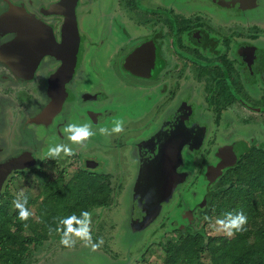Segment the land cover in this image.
Here are the masks:
<instances>
[{
	"label": "flooded vegetation",
	"instance_id": "1",
	"mask_svg": "<svg viewBox=\"0 0 264 264\" xmlns=\"http://www.w3.org/2000/svg\"><path fill=\"white\" fill-rule=\"evenodd\" d=\"M192 1L0 0V162L33 159L6 181L38 163L80 165L75 172L101 174L111 188V204L96 207L126 195L130 230H140L188 180V157L211 129L234 137L206 164L207 184L251 148L264 149V0ZM141 46L136 67L128 57ZM115 119L122 132H99ZM85 122L95 134L70 145L72 156L45 155L67 143V123ZM224 145L239 152L218 170ZM209 193L196 211L206 210ZM191 210L183 214L190 229Z\"/></svg>",
	"mask_w": 264,
	"mask_h": 264
},
{
	"label": "trees",
	"instance_id": "2",
	"mask_svg": "<svg viewBox=\"0 0 264 264\" xmlns=\"http://www.w3.org/2000/svg\"><path fill=\"white\" fill-rule=\"evenodd\" d=\"M216 177L206 215L194 219L190 232L181 230L175 240H165L164 264H264V149L251 148L232 167L216 171ZM53 183L42 176V191L52 201L49 215H41V226L47 228L43 234L29 218L20 221L15 209L10 208L9 214L0 212V264L33 262L30 245L41 244L47 233L60 237L56 232L60 217L112 202L111 188L101 174L80 170L60 188ZM237 210L248 217L245 230L231 237L205 234V217L218 218Z\"/></svg>",
	"mask_w": 264,
	"mask_h": 264
},
{
	"label": "rangeland",
	"instance_id": "3",
	"mask_svg": "<svg viewBox=\"0 0 264 264\" xmlns=\"http://www.w3.org/2000/svg\"><path fill=\"white\" fill-rule=\"evenodd\" d=\"M174 1L181 3L187 0ZM189 3L196 7L199 5L198 0ZM260 122L264 121L260 120ZM248 132L252 133V130ZM230 137L222 135L220 130L211 129L207 133L202 148L195 156L189 155L188 163L184 166L189 173L188 180L176 190L173 200L162 207L159 216L145 229L130 230L128 212H126L129 199L126 195H123L114 200L115 203L111 205L112 207H94L90 210L92 214L90 226L92 241L94 243L98 237L102 238L103 244L100 247L92 250L90 245H85L79 240H76L70 248L64 247L59 243V236L54 233H47L41 244L37 246L30 245L34 261L29 264H164L163 246L165 240H175L177 238L181 231L179 225L185 226L182 229L184 234L191 231L190 227L187 226V215H183L186 213L184 211L192 209L190 211L193 214L192 216L197 218L206 215L205 212H201V208L196 211V207L194 209L193 205L196 201L202 199L205 193L214 189L216 181L207 184L202 176L206 164L216 161V147L224 144ZM261 139L264 141V133L260 135L259 140ZM2 154L4 153L0 152V155ZM29 160L33 159L30 158ZM44 164L38 163L34 167L36 172L25 170L22 174L12 175L5 182L0 193V212L3 210L7 214L11 212L13 208L12 200L18 193L23 192L28 197L26 206L32 212L29 219L38 225L40 234L47 231V228L41 226V215H49L48 210L52 205V201L48 200L46 193L42 191V176L55 179L61 173L60 181L56 182V187H61L80 168V165L70 163L64 164L56 171L51 166ZM227 168H224L223 171ZM104 170L114 171L108 164H106ZM184 199L188 201V206H184ZM43 209L46 212L45 210L42 212ZM216 219L213 216L207 217V223L203 227L206 235L223 234L217 231ZM204 260H207V258Z\"/></svg>",
	"mask_w": 264,
	"mask_h": 264
},
{
	"label": "clouds",
	"instance_id": "4",
	"mask_svg": "<svg viewBox=\"0 0 264 264\" xmlns=\"http://www.w3.org/2000/svg\"><path fill=\"white\" fill-rule=\"evenodd\" d=\"M110 131L111 133H120L123 131V121L115 119L112 121L111 129H105L101 127L100 133ZM95 133L91 130L88 123H67L63 127V137L66 138L67 143H56L50 145L47 149L46 156L53 160L63 159L64 157H70L73 155V148L70 145L83 146L89 137ZM28 203V197L20 192L12 200V207L16 210L17 218L20 221H27L32 215L30 209L26 206ZM91 212L88 210H81L79 215L72 213L67 216L60 217L57 220L56 232L60 234L59 243L64 247H72L76 240H79L85 245H90L92 250L97 249L103 244L102 238H97L93 243L91 233ZM207 219V217H205ZM247 215L240 210L235 212H224L221 217L215 220L217 231L222 232L224 236L231 237L234 233H239L245 230L247 224ZM27 227V225H24Z\"/></svg>",
	"mask_w": 264,
	"mask_h": 264
},
{
	"label": "water",
	"instance_id": "5",
	"mask_svg": "<svg viewBox=\"0 0 264 264\" xmlns=\"http://www.w3.org/2000/svg\"><path fill=\"white\" fill-rule=\"evenodd\" d=\"M142 49H144L143 46L135 49L128 57V62L129 63H133L134 66H139L138 64L140 63V61H137V57L140 55ZM235 145H224L222 147H220L218 149V154L221 156H226V159L220 161L217 165H216V169L218 170H222L224 167L230 166L232 164V158L230 157H234L233 154L234 153H238L239 150L235 149ZM180 147H178L174 152L175 153H171L170 155L173 156V161L174 164H172L173 168H175L176 164H180L181 163V159H180ZM174 154V155H173ZM30 158H28L25 155H20L18 157H13V158H9L6 159L5 161L0 162V193H1V188L3 187L4 182L6 181L8 175L15 169H21L24 168L27 163L26 161H29ZM165 163H164V167L168 164L167 160L165 159ZM212 169V168H211ZM213 170V169H212ZM161 180L164 179V175H161ZM173 191V188H170L169 193L171 194V192ZM168 193V194H169ZM170 196V195H169Z\"/></svg>",
	"mask_w": 264,
	"mask_h": 264
},
{
	"label": "crops",
	"instance_id": "6",
	"mask_svg": "<svg viewBox=\"0 0 264 264\" xmlns=\"http://www.w3.org/2000/svg\"><path fill=\"white\" fill-rule=\"evenodd\" d=\"M92 209H93V208H92ZM92 209H91V210H92Z\"/></svg>",
	"mask_w": 264,
	"mask_h": 264
}]
</instances>
